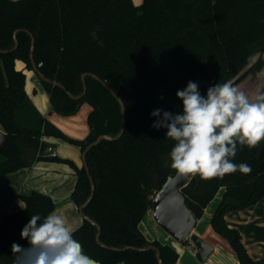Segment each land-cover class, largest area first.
Listing matches in <instances>:
<instances>
[{
  "label": "trees",
  "instance_id": "16d2710c",
  "mask_svg": "<svg viewBox=\"0 0 264 264\" xmlns=\"http://www.w3.org/2000/svg\"><path fill=\"white\" fill-rule=\"evenodd\" d=\"M34 59L40 70L64 85L45 82L52 109L69 116L84 103L90 131L84 139L68 136L42 115L26 91V73L16 67ZM96 32L98 38L91 33ZM0 127L5 142L0 147V176L31 166L36 160L69 164L78 176L71 194L79 206L91 193L83 165L70 158L47 154L45 137H58L78 145L82 152L101 134L116 135L122 126L118 100L101 81L86 77L87 92L80 94L82 74L92 72L121 97L126 128L116 140H103L87 153L96 189L85 213L101 227L100 239L109 246L160 248L165 264L178 261V251L158 239L149 240L140 223L170 175L169 153L175 142L166 129H154L150 113L164 109L182 112L176 96L189 81L198 83L202 95L216 83L231 81L238 87L248 75L264 71V0H0ZM235 163L251 166L249 174L236 172L209 181L193 176L181 188L197 219L224 187L223 197L211 217L213 229L226 238L242 264H258L242 242L238 229L226 221L230 210L244 209L264 197V142L239 149ZM26 208L7 214L0 222V264H14L12 245L23 250L29 242L21 231L33 214L41 218L55 208L53 198L38 190L20 194ZM97 227L87 220L73 231L85 253L101 264H159L155 250L122 251L103 247L96 240ZM25 264H34V257Z\"/></svg>",
  "mask_w": 264,
  "mask_h": 264
},
{
  "label": "clouds",
  "instance_id": "9594fccd",
  "mask_svg": "<svg viewBox=\"0 0 264 264\" xmlns=\"http://www.w3.org/2000/svg\"><path fill=\"white\" fill-rule=\"evenodd\" d=\"M91 35L98 38L96 32ZM176 96L182 101L181 113L162 108L150 113L156 118L152 127L166 129V137L175 142L169 153L171 168L205 181L236 172L249 174L251 166L235 163L234 158L239 149L264 142V92L250 97L227 81L210 86L202 95L198 83L189 81ZM20 235L30 248L13 244L14 264H25L32 257L34 264H99L74 238L67 218L56 211L43 218L33 214Z\"/></svg>",
  "mask_w": 264,
  "mask_h": 264
},
{
  "label": "crops",
  "instance_id": "0c3cea01",
  "mask_svg": "<svg viewBox=\"0 0 264 264\" xmlns=\"http://www.w3.org/2000/svg\"><path fill=\"white\" fill-rule=\"evenodd\" d=\"M133 1L135 4L143 2V0ZM16 67L25 71L27 76L26 91L38 111L68 136L80 140L84 139L90 131L88 114L92 110V106L88 103H84L76 114L69 116L57 113L52 109L49 94L43 87L41 92L37 93V88L34 83L31 84V87L29 86L28 81L30 79H34V81L37 80L33 70H28L25 62L22 60L16 61ZM0 129L2 130L1 127ZM45 138L49 143L48 151L52 148L53 156L59 155L63 158H70L77 165H82L83 152L80 146L54 136ZM77 181L78 176L69 164L46 159L36 160L31 166L22 167L14 172L1 175L0 222L7 214L21 209L20 204L25 205L20 198L21 193L38 190L44 193L46 192V194H49L53 198L55 202L53 211L64 215L68 220L69 227L75 231L84 223V218L80 214L79 206L71 196ZM224 191V187L218 191L214 199L206 207L203 216L198 219L197 225L193 230L194 233L203 238L205 235H209L211 242H213L211 244H214L215 248L207 258L208 260L202 263V261L197 258V249L191 241L181 244L173 240V244L171 241L172 236L167 233L164 239L179 253L178 261L175 264H239V260H237L235 256L236 253L227 240H225V243L222 242L210 227L208 229L205 227V229L201 231V226L198 224L201 221H205V219H211L223 197ZM214 201L215 204L213 205ZM149 211L141 223L145 220L150 222L154 221L151 219ZM226 221L230 227L240 231L242 242L249 254L258 261V264H264V197L244 209L228 211L226 213ZM154 223L155 224L150 227L151 233L149 235L145 227L144 229L142 228L143 233L149 240L159 239L161 234L155 221ZM154 234H157L156 237H153ZM199 261L201 263H199Z\"/></svg>",
  "mask_w": 264,
  "mask_h": 264
},
{
  "label": "water",
  "instance_id": "95a60500",
  "mask_svg": "<svg viewBox=\"0 0 264 264\" xmlns=\"http://www.w3.org/2000/svg\"><path fill=\"white\" fill-rule=\"evenodd\" d=\"M25 30L27 31L30 36H31V52H30V58H31V63L33 66V72L37 74L38 78L51 83L53 85H58L62 88H65L63 84L57 82L56 80L51 79L50 77H47L39 68L38 64L36 63L34 59V48H35V40H34V35L26 30V29H17L14 33V46L12 49H16L18 46V38L17 34ZM0 51L6 52L7 50H2ZM91 76L103 83V85L113 94V96L118 100L120 106H121V112H122V126L120 131L116 135H111V134H101L99 135L93 142L89 143L86 148L84 149L82 153V165L85 167L89 179L91 181V193L89 197L79 205V211L84 220L89 221L90 223L94 224L97 227V232H96V240L97 242L102 245L103 247L110 248L113 250H126V249H134V250H155L156 252V257L159 262V264H165L163 262V259L161 257V251L160 248L154 244H149L146 246H132V245H127L123 247H114V246H109L105 244L104 242L101 241L100 239V233H101V227L97 223V221L92 218H90L84 211V209L87 207V205L90 203V201L93 198L96 186L94 183V180L92 178V175L90 174V169L87 163V153L88 151L95 145L99 144L103 140H116L119 139L126 128V116L125 112V104L122 101L121 97L108 85V83L104 80H102L97 74L92 73V72H85L82 74V83H83V90L81 91L80 94H73L70 91H67L69 96L72 98L80 99L82 98L85 93L87 92V84H86V77ZM5 142V133L3 130L0 129V147L4 144ZM47 154H52V148L47 152ZM193 177L192 175H180L177 172L174 175H170L164 184L162 185V188L157 192L155 198H154V212L153 216L158 224V226L166 231L168 234H170L176 241L177 243H187L188 241H191L193 245L197 249L196 256L200 261L204 262L208 260L207 258L209 255L214 251V244H211V242H208L205 240L203 237L200 235L196 234L193 232L195 226L197 225L198 219L195 217L193 212L191 211L186 203V199L184 194L181 191V188L185 186L190 178ZM101 264V263H99Z\"/></svg>",
  "mask_w": 264,
  "mask_h": 264
},
{
  "label": "rangeland",
  "instance_id": "374dc122",
  "mask_svg": "<svg viewBox=\"0 0 264 264\" xmlns=\"http://www.w3.org/2000/svg\"><path fill=\"white\" fill-rule=\"evenodd\" d=\"M264 72V71H263ZM36 76V75H35ZM32 83H34L35 84V87L37 88V93H40L41 92V90H42V83H41V81L39 80V79H37V80H35L34 81V79H30L29 81H28V84H29V86L31 87V84ZM238 88L239 89H241L242 91H244L246 94H248L250 97H252V96H254L256 93H258V92H264V75H258L257 77H255V78H251V75H248V77L246 78V80H244L239 86H238ZM217 202V201H216ZM215 204V201L213 202V205ZM153 212H154V209H150V211H149V215L151 216V219L152 220H154L155 222H156V220H155V218H154V216H153ZM147 221L148 220H145L144 222H142L141 224H143V225H140V229L142 230V228L144 229V227H145V229L147 230V233H148V235L151 233V228L150 227H152L155 223H154V221H148V223H147ZM156 224H157V222H156ZM199 224V226H201L200 227V230L202 231L203 229H205V227L208 229L209 227L211 228V230L214 232V234L218 237V238H220V240L222 241V242H224L225 243V240H227L226 238H224V237H222L221 235H219L218 233H216V231L213 229V227H212V223H211V219L209 218V219H205V221H201V222H199L198 223ZM157 226H158V224H157ZM158 230H159V232L161 233L160 234V237H159V242H161L162 244H169L168 242H166L167 240H165L164 239V236H166V234H167V232L166 231H164L163 229H161L159 226H158ZM152 235V234H151ZM156 235L157 234H154L153 235V237H156ZM166 238V237H165ZM172 239H171V241L173 242V240H175L173 237H171ZM204 239L205 240H207L208 242H211V239H210V237H209V235L207 236V235H205V237H204ZM177 242V241H176ZM211 243H213V242H211ZM173 244H174V242H173ZM236 256V258H237V260H239L238 262H239V264H242L241 263V260L238 258V256L237 255H235ZM197 262V261H196ZM199 263H201L200 261H199ZM203 263V262H202Z\"/></svg>",
  "mask_w": 264,
  "mask_h": 264
}]
</instances>
